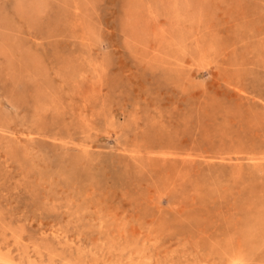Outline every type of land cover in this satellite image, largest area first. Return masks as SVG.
I'll return each mask as SVG.
<instances>
[{
    "label": "rangeland",
    "instance_id": "1",
    "mask_svg": "<svg viewBox=\"0 0 264 264\" xmlns=\"http://www.w3.org/2000/svg\"><path fill=\"white\" fill-rule=\"evenodd\" d=\"M0 252L264 264V0H0Z\"/></svg>",
    "mask_w": 264,
    "mask_h": 264
},
{
    "label": "bare ground",
    "instance_id": "2",
    "mask_svg": "<svg viewBox=\"0 0 264 264\" xmlns=\"http://www.w3.org/2000/svg\"><path fill=\"white\" fill-rule=\"evenodd\" d=\"M0 264H20V262L13 261L12 258L7 257L3 253L0 252ZM233 264H237V263L234 261Z\"/></svg>",
    "mask_w": 264,
    "mask_h": 264
}]
</instances>
